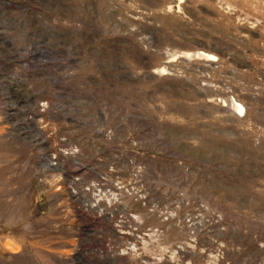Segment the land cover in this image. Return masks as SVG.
<instances>
[{
	"label": "rangeland",
	"instance_id": "1",
	"mask_svg": "<svg viewBox=\"0 0 264 264\" xmlns=\"http://www.w3.org/2000/svg\"><path fill=\"white\" fill-rule=\"evenodd\" d=\"M75 157L180 264H264V0H0V264L132 263L72 210Z\"/></svg>",
	"mask_w": 264,
	"mask_h": 264
},
{
	"label": "built area",
	"instance_id": "2",
	"mask_svg": "<svg viewBox=\"0 0 264 264\" xmlns=\"http://www.w3.org/2000/svg\"><path fill=\"white\" fill-rule=\"evenodd\" d=\"M68 148L64 150L65 156L77 151L74 145ZM73 160L72 171L64 177L65 191L70 197L72 210L78 216L95 220L104 227L103 231L97 233L101 241L107 239L110 242L114 237L126 244V249H118L117 257L131 259V264H180V241H173L163 226L146 225L138 219L139 215L132 207L120 202V185L117 179L111 177L113 169H100L78 157ZM153 240L162 244L159 252L152 253L146 249L148 241ZM139 243L143 244V251H138ZM99 252L103 255V250Z\"/></svg>",
	"mask_w": 264,
	"mask_h": 264
},
{
	"label": "bare ground",
	"instance_id": "3",
	"mask_svg": "<svg viewBox=\"0 0 264 264\" xmlns=\"http://www.w3.org/2000/svg\"><path fill=\"white\" fill-rule=\"evenodd\" d=\"M196 54H198L199 56H202L203 58L209 59V60H215L216 59L215 55L212 54V53H209V52L201 51V52H198ZM155 71L156 72L160 71L161 73H166L167 72L165 67H161V68H159L158 70H155ZM224 105H226V103H224ZM230 106L238 114H242V112L244 111V106L241 103L237 102L236 100H232V102L230 103Z\"/></svg>",
	"mask_w": 264,
	"mask_h": 264
}]
</instances>
